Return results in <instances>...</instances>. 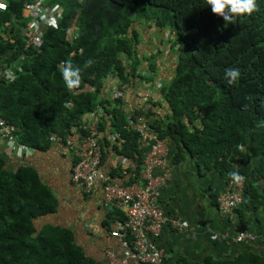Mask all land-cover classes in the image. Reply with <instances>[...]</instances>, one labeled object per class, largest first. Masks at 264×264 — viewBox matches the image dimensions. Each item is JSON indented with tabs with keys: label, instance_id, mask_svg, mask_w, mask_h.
Returning a JSON list of instances; mask_svg holds the SVG:
<instances>
[{
	"label": "trees",
	"instance_id": "trees-1",
	"mask_svg": "<svg viewBox=\"0 0 264 264\" xmlns=\"http://www.w3.org/2000/svg\"><path fill=\"white\" fill-rule=\"evenodd\" d=\"M5 2L0 63H16L17 75L0 78V117L16 127L19 142L45 149L52 135L64 140L79 131L83 115L96 114L100 106L97 129L107 123L121 140L114 146L117 154L139 158L136 130L124 127L123 99H97L105 85L137 77L151 82L168 109L150 127L168 139L169 165L187 155L219 172L224 183L231 173L241 175L242 195L234 211L244 219L238 205L264 209V0H256L258 11L238 15L233 24L213 14L205 0H40L62 11L55 25L39 23L41 42L34 48L24 47L20 33L26 22L21 8L32 1ZM141 22L159 28L161 37L147 57L136 47L134 24ZM169 54L174 56L171 75L158 79L157 59ZM89 59L93 63L85 67ZM66 61L80 68L77 90L65 86L61 66ZM233 68L240 76L229 84L225 72ZM55 204L31 166L9 170L0 159V264H98L82 253L68 228L35 224ZM199 264H264V257L244 251L228 259L206 257Z\"/></svg>",
	"mask_w": 264,
	"mask_h": 264
},
{
	"label": "crops",
	"instance_id": "crops-1",
	"mask_svg": "<svg viewBox=\"0 0 264 264\" xmlns=\"http://www.w3.org/2000/svg\"><path fill=\"white\" fill-rule=\"evenodd\" d=\"M173 58L174 56L169 54L166 58H162L165 59L162 62V59H157L160 61L157 62L158 71H155L160 72L158 79L164 80L171 75ZM145 61L141 60L140 63ZM142 80L129 77L124 89L126 106L135 108L147 102L152 119H163L168 113L167 107L151 83ZM117 86L115 81L105 85L97 99H109L112 90ZM144 95H147V98ZM96 111L98 113L94 115L92 112L84 114L83 120H92L93 117L100 119L103 116L102 110L97 108ZM103 126L98 132L102 149L101 168L113 173L111 165L120 156L114 146H118L121 140L107 123ZM71 133V139H75L78 131L72 130ZM52 136L47 148L33 149L25 155L23 152L8 151L0 138V159L3 161V166L9 170H15L24 164L31 166L39 180L55 198L54 211L35 219V224L38 227L42 224H51L68 228L74 243L82 249V253L97 263L102 262L104 249L123 247L108 234L115 213H107L104 210L98 185L90 192H83L71 183L69 173L75 148L64 145L60 138ZM163 180L158 205L168 218L177 219L186 225V229L180 231L170 223L163 225L156 243L166 253V264H174L180 259L188 264H199L206 257L228 259L244 251L264 257V243L259 240L235 243L230 239L240 230H248L255 234L262 233L264 209L258 207L254 210H246L238 205L244 219H240L237 210H233L230 218L220 215L214 200V195L224 185V177L219 172L198 166L193 158L184 155L178 161H172L169 174ZM253 180L257 188L262 186L261 180ZM224 233L227 237L221 238L220 235Z\"/></svg>",
	"mask_w": 264,
	"mask_h": 264
},
{
	"label": "built area",
	"instance_id": "built-area-1",
	"mask_svg": "<svg viewBox=\"0 0 264 264\" xmlns=\"http://www.w3.org/2000/svg\"><path fill=\"white\" fill-rule=\"evenodd\" d=\"M31 1L21 8V14L26 19V25L20 28L25 48L40 44L42 34L39 23L55 25L62 11L56 5L47 7L40 0ZM5 8V0H0V10ZM72 37V33H69V38ZM16 68V63L2 65L0 78L12 80L17 75ZM112 96H123L124 99V92L117 90ZM144 104L137 109H144ZM123 108L127 115L124 127H132L137 133L139 158L132 160L120 155L111 165L113 173L102 169L99 131L96 118H93L81 124L75 139L67 138L64 141V145L75 148L69 178L83 192H90L98 185L104 210L115 213L108 234L123 247L106 249L102 264H165L166 253L156 243L163 225L170 223L178 231L186 229L183 222L168 218L158 205L163 179L169 174V142L150 127L151 121L145 115L136 114L134 109H128L125 105ZM15 131L14 125L0 117V138L5 141L8 151L30 153L31 149L16 139ZM242 187L243 178L237 181L231 176L225 181L216 196V209L220 215L232 216L234 208L240 203ZM220 237L225 238L227 234ZM230 239L235 243L254 240L264 243V231L255 234L240 230Z\"/></svg>",
	"mask_w": 264,
	"mask_h": 264
},
{
	"label": "clouds",
	"instance_id": "clouds-1",
	"mask_svg": "<svg viewBox=\"0 0 264 264\" xmlns=\"http://www.w3.org/2000/svg\"><path fill=\"white\" fill-rule=\"evenodd\" d=\"M206 4L209 5L211 7V12L217 16H220L223 18V20L225 21V23H230V24H233L235 23V18L238 16V15H241V14H251L253 13L254 11H258V6L256 4V0H205ZM159 29V28H156V30ZM163 30V29H162ZM161 30V33L165 36L166 38V35L165 33H163ZM71 33V32H70ZM166 33H167V30H166ZM156 62V61H155ZM93 63V61H91L90 59L88 61L85 62V67H88V66H91V64ZM61 74H62V78L65 82V86L66 88L69 90V91H72V90H77L76 88L79 87L80 85V82H81V77H80V68H74L72 66V64L70 62H65L62 66H61ZM147 75V73H146ZM240 76V71L239 69H228L226 70L225 72V78L227 80V82L229 84L231 83H234L237 78ZM133 78V77H132ZM155 79H153L152 82H155L154 81ZM9 81V80H8ZM128 82V81H127ZM151 83V82H150ZM126 84L127 83H121L119 86L115 87L112 92H111V97L110 98H115L113 97V93L117 90L119 91H123L124 92V89H126ZM117 98H120V97H117ZM123 99V96L121 97ZM147 100V99H146ZM146 107L144 109H137L139 108L138 107H135V108H128L124 102V99H123V106L125 105L126 108L128 109H137L138 111H142L141 114L145 115L147 117L148 120L150 121H153L150 113H149V103L147 102H144ZM143 105V104H142ZM100 110H102V108L100 106H97ZM97 112V111H96ZM98 113V112H97ZM93 118H97L98 117H93ZM86 121V120H83V122ZM82 122V123H83ZM151 123V122H150ZM13 125V124H12ZM97 125V123H96ZM98 130V129H97ZM80 131V130H79ZM78 131V133H79ZM99 131V130H98ZM77 133V134H78ZM53 138H55L54 136H52ZM67 138H71L70 136H68ZM65 138L64 140H62L61 142L64 143V141L67 139ZM168 140V139H167ZM169 142V141H168ZM4 144H5V141H4ZM100 144V143H99ZM169 144L168 143V147H169ZM6 146V144H5ZM101 146V145H100ZM7 148V146H6ZM30 148V147H29ZM31 151L33 150L32 148H30ZM102 151V149H101ZM25 155V154H24ZM101 158H102V154H101ZM235 180L239 181L242 179V177H240L238 174L236 173H231L230 174ZM215 205H216V200H215ZM106 249H109V248H106ZM104 249L103 250V258H104V251L106 250ZM113 249V248H111ZM104 261V260H103ZM102 262H99L98 264H102Z\"/></svg>",
	"mask_w": 264,
	"mask_h": 264
},
{
	"label": "rangeland",
	"instance_id": "rangeland-1",
	"mask_svg": "<svg viewBox=\"0 0 264 264\" xmlns=\"http://www.w3.org/2000/svg\"><path fill=\"white\" fill-rule=\"evenodd\" d=\"M156 28L157 27H155L152 23L149 22L147 23L141 22L139 24L137 23L134 24V30L137 32V37L139 39V42L137 44V49H139L138 51L139 56L147 57L148 55L153 54V52L154 53L156 52V48L159 43V38H161ZM166 30L167 29L165 28L162 30V32L167 34ZM141 50L143 51V53ZM159 56L160 54L158 55V57ZM167 56L168 55H165V58Z\"/></svg>",
	"mask_w": 264,
	"mask_h": 264
}]
</instances>
